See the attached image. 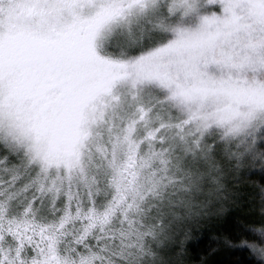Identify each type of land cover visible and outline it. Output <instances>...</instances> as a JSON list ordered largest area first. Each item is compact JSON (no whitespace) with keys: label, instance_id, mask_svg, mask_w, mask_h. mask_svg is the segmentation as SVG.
Returning <instances> with one entry per match:
<instances>
[{"label":"snow or ice","instance_id":"6c2138e0","mask_svg":"<svg viewBox=\"0 0 264 264\" xmlns=\"http://www.w3.org/2000/svg\"><path fill=\"white\" fill-rule=\"evenodd\" d=\"M257 168L264 0H0V264H174Z\"/></svg>","mask_w":264,"mask_h":264},{"label":"trees","instance_id":"16d2710c","mask_svg":"<svg viewBox=\"0 0 264 264\" xmlns=\"http://www.w3.org/2000/svg\"><path fill=\"white\" fill-rule=\"evenodd\" d=\"M254 171L241 169L229 177L231 197L224 203L225 212H210L177 232L175 253L179 255L174 264H248L249 254L231 245L238 243L245 227L260 226L264 177L258 168Z\"/></svg>","mask_w":264,"mask_h":264},{"label":"rangeland","instance_id":"374dc122","mask_svg":"<svg viewBox=\"0 0 264 264\" xmlns=\"http://www.w3.org/2000/svg\"><path fill=\"white\" fill-rule=\"evenodd\" d=\"M234 178H236V177H234ZM231 182H232V179L229 178V182H228V184L226 185V187H227V198L221 200V201L219 202L218 208L215 209V210H213L212 213H216V212H218L219 214H222L223 212L226 211L225 206H224V203H225V201L228 202V201L230 200L231 194H230L229 191H230V188H231V186H230V183H231ZM175 251H176V250H175ZM169 254H170V257H171L172 260H173L174 258L176 259L177 256L179 255V254H176L175 252H170Z\"/></svg>","mask_w":264,"mask_h":264}]
</instances>
